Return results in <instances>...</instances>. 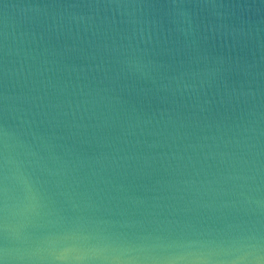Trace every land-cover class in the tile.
I'll return each mask as SVG.
<instances>
[{
  "label": "water",
  "instance_id": "1",
  "mask_svg": "<svg viewBox=\"0 0 264 264\" xmlns=\"http://www.w3.org/2000/svg\"><path fill=\"white\" fill-rule=\"evenodd\" d=\"M0 264H264V0H0Z\"/></svg>",
  "mask_w": 264,
  "mask_h": 264
}]
</instances>
